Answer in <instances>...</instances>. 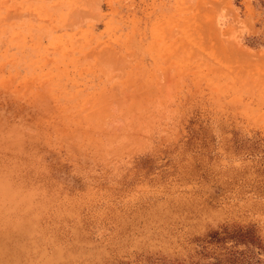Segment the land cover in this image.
Instances as JSON below:
<instances>
[{
  "label": "rangeland",
  "instance_id": "374dc122",
  "mask_svg": "<svg viewBox=\"0 0 264 264\" xmlns=\"http://www.w3.org/2000/svg\"><path fill=\"white\" fill-rule=\"evenodd\" d=\"M0 264H264V0H0Z\"/></svg>",
  "mask_w": 264,
  "mask_h": 264
}]
</instances>
